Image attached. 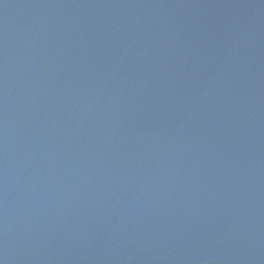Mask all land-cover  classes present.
<instances>
[{
  "label": "water",
  "instance_id": "95a60500",
  "mask_svg": "<svg viewBox=\"0 0 264 264\" xmlns=\"http://www.w3.org/2000/svg\"><path fill=\"white\" fill-rule=\"evenodd\" d=\"M0 264H264V0H0Z\"/></svg>",
  "mask_w": 264,
  "mask_h": 264
}]
</instances>
